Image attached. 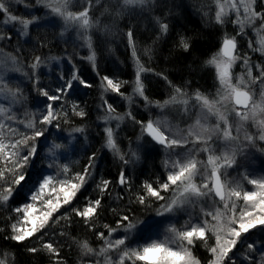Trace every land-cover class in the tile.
<instances>
[{"label":"snow or ice","instance_id":"1","mask_svg":"<svg viewBox=\"0 0 264 264\" xmlns=\"http://www.w3.org/2000/svg\"><path fill=\"white\" fill-rule=\"evenodd\" d=\"M87 3L88 6L82 11H72L74 0H35V4L44 8L53 21L58 20L59 26L65 31L70 28L76 31L77 37L90 50L87 59L95 69L96 53L92 33L93 30L106 32L108 27L105 25L101 29L100 18H93L90 15L93 5H99L101 0H87ZM212 3L215 5L216 24L223 25L229 22V17L235 12L237 19L231 22L240 26V32L232 37L225 35L218 52L205 61L206 65L215 69L219 83L214 96L199 90L189 95L181 87L172 85L171 81H168L174 89L173 94L162 103L151 101L145 95L142 73L153 70L141 63L133 40V30L129 29L127 32L137 70L133 95L124 98L132 104L133 97L138 96L144 100L146 107L155 106L161 111L177 105L182 106L185 114H190V109H198L197 119L193 125H189L186 134L181 136L170 134L171 127L166 118L149 119L145 122L137 119L131 111L115 114V108L107 101H104L106 114L99 117L106 125L103 130L105 136L103 147L113 152L125 166L134 164L140 159L138 151L130 150L129 153H124L118 145L116 129L120 127L119 122L126 119L140 125L141 136L137 137L138 141L147 137L148 142L161 146L167 154L168 158L163 162L167 173L166 179L157 178L158 186L144 181L141 185L142 192H137L135 199L130 200L129 203H138L149 209L153 207L150 200L163 201L155 208L156 217L169 218L178 211L188 212L189 208L193 211L188 212L189 218L182 226L177 227L175 223H169L163 240L151 238V234L157 232L162 221L133 219L128 214L121 215L117 221V228L104 226L108 230L107 235L104 232H96L97 238L103 241L98 249L91 247L87 240L77 242L82 258H96L89 264H129V262L130 264H201L193 252L197 241L202 242L210 253L208 264H236V254L245 244L246 259L249 258L248 254L259 251L257 240L249 242L256 232L260 233L258 237L260 246L264 247V175L257 177L253 172L245 171L241 174V179H227L230 176L228 170L238 165V155H244L246 149L256 147L258 142L264 143V65L246 67V75L235 76L232 71L238 60H242L246 66L249 65L247 54L238 52L237 37L243 32L245 24L255 27L257 18L264 21V13L255 10V0H212ZM155 4L156 0H110L101 15L107 13L123 17L133 15L137 11L151 12ZM211 11L212 9L209 8L205 13L209 22L213 20ZM0 13L5 17L4 24L12 23L19 26L20 36H28L30 26L38 25L41 19L39 15L25 18L13 14L6 0H0ZM154 19L161 36H166L169 25L160 17ZM52 26L58 25L53 23ZM260 32H264V23L259 26L258 34ZM7 38L11 39V36ZM177 47L188 52L191 44L186 37L181 36ZM249 47H252L251 43ZM255 50L264 52V38L260 40L259 47ZM152 54L151 48L145 49V55L149 58ZM9 62L11 67L7 66ZM43 63L41 56H35L28 65L32 69L31 74H23L36 77V70L41 68ZM254 69L259 71V75L253 74ZM11 72H23V69L18 58L9 54L7 61L0 63V98L8 101L7 105L0 104V207L14 201V198L20 195H23L27 201L13 209L17 214V220L11 225L12 235L6 237L20 243L41 233L49 226L50 221L55 223L59 219L67 218L54 219V214L62 206L70 204L92 177L91 169L96 166L97 155L93 152L88 157L89 162L83 172L69 176L70 165L57 163V150L65 146L53 141L44 159L49 161V168H56L59 171L56 175L39 171L35 179H32L29 170L34 166L35 161L40 159L37 141L40 138L47 141L53 128L57 132L62 131L60 121L63 119L67 122L68 119L64 106L57 108L56 103L64 99L65 94L73 88L75 81H79L80 85L86 88L91 85L79 77L75 65L71 77L65 79L61 76L60 79L64 84L56 87L54 91L39 87L37 77L33 80V85L37 89L38 96L45 97L47 102L44 103V110L38 115L26 114V118L21 120L15 114L14 106L22 104L26 97L18 85L15 87L11 85L7 78ZM157 75L167 80L162 73ZM101 81L104 91L110 90L123 95L122 82L108 76L102 77ZM72 108L76 116L83 118L87 115L83 109L77 110L78 106L75 104ZM213 117L214 122L211 120ZM112 121H117L115 129L111 126ZM13 124L17 126L14 127ZM250 128H254L255 131H250ZM84 132L85 128L75 127L69 135ZM241 133H243V141H241ZM143 146L138 145V147ZM257 150L264 152V148ZM201 153L206 154V160L198 158ZM242 181L252 185L254 190H245ZM110 183L111 181L107 179L100 180L97 188L101 194L109 190ZM117 183L121 187H126L128 191L132 190L126 169L120 170ZM162 192H168L170 196L165 197ZM60 194H63L62 197ZM120 199L123 197L121 196ZM241 200L242 205L238 203ZM209 201L211 206L208 205ZM100 207L101 199L97 198L89 200L83 210L74 208L73 211L85 221L86 225H90L93 218L98 215ZM197 207H199V215L196 222H193ZM208 217H211V220ZM120 228L123 229V235L113 238V234ZM46 234L45 232L44 235ZM134 234L137 235V239L147 236L148 242L132 247L131 244L135 243L132 239ZM212 238L215 240L214 244L210 243ZM38 239L42 242L41 249L54 257L53 264H65L60 256V250L52 242H44L42 235ZM41 249L32 247L28 251L36 253ZM10 255L4 253L3 258H0V264H8ZM261 264H264V260Z\"/></svg>","mask_w":264,"mask_h":264},{"label":"trees","instance_id":"2","mask_svg":"<svg viewBox=\"0 0 264 264\" xmlns=\"http://www.w3.org/2000/svg\"><path fill=\"white\" fill-rule=\"evenodd\" d=\"M171 1L172 4L169 3ZM6 2L10 4L12 13L17 16L30 18L31 15H39L41 18L38 25L30 26L28 36L18 35L19 26L7 27L6 31L1 29L0 33L3 38H5L4 33L6 36H11V39H3L5 43L2 41L4 45L0 46L18 58L25 73L31 74L32 69L28 65L35 56L39 55L43 58L44 63L37 71L39 87L54 91L56 87L64 84L60 79L61 76L65 79L71 77L73 65L79 77L91 85L86 88L80 85L79 81H75L73 88L60 101L61 104L58 106L59 102L56 103L57 108L64 106V111L68 113L67 122L61 119L62 131L57 132L56 129H51V135L48 136L47 141L40 138L37 141L38 151L47 154L53 141L64 145L65 147L59 150L57 163L70 165L69 176L83 172L84 167L88 165V157L93 152L96 153L97 159L96 166L91 169L92 177L88 179L70 204L62 206L54 214V219L55 217L67 218L59 219L55 223L50 221L46 229L32 238L20 243L6 238L12 235L11 225L17 220V214L13 209L27 202L23 195L16 196L14 201L0 207V258H3L4 253H9L11 255L8 257V264H53L54 257L41 249L42 242L38 237L42 235L44 242H52L60 250V256L65 264H89L96 258H82L77 242L87 240L91 247L98 249L103 241L97 238L96 232H104L107 235L108 230L104 227L105 225L117 228V221L124 214H128L133 219L146 217L148 214L144 206L129 203V201L135 199L137 192H142L141 185L144 181L158 186L156 185L157 178L165 179V171L161 165L162 154L157 146L151 145L149 148L144 146L143 148L146 149L141 152L139 163L127 166L113 152L103 147L105 124L99 117L106 114L104 101L115 108V114L131 111L137 119L144 121L148 119V111L142 107L145 104L142 98L133 97L132 104L124 98L133 95V83H135L137 70L134 66L132 48L128 42V30H133V40L141 63L153 70L142 73V81L145 95L155 102L166 99L174 92L168 81L189 94L196 90L205 94L216 91L217 79L214 69L206 65L205 61L218 51L222 38L234 33L236 29L232 30L230 22L223 25L216 24L215 21L209 22L203 13L196 9L195 3L191 0H156L151 12L137 11L133 15L113 18L111 22L113 21L115 26L111 31L93 30V46L96 53V68L93 69L87 59L90 50L89 52L87 50V53L82 47V41L71 34L61 35L62 30L59 23L47 18L45 9L36 5L35 0H6ZM79 2V0H74V4ZM155 17H160L169 25L166 36H161ZM3 18L4 15L0 13V19ZM53 23L58 26L53 27ZM102 25L103 23H101V29ZM181 36L186 37L191 44L188 52L177 47ZM147 48L153 50L151 58L145 55ZM60 57L64 62H58ZM157 73H162L167 80ZM104 76L122 82L123 95L110 90L104 91L101 86V78ZM27 77V81L22 82L20 79L19 83L14 85V87L18 85L26 97L21 105L23 108L25 103L30 104L27 100H30L33 94H38L36 87L32 84L34 77L30 75ZM41 98L44 105L47 102L46 98ZM73 104L78 106L77 110L83 109L87 115L83 118L74 115ZM75 127H83L85 132L69 135ZM116 131L118 132V145L124 153L128 152L130 146L141 134L140 125L130 119L122 121ZM121 169H126V174L132 184L131 191L117 183ZM36 171L30 169L29 175L32 179H35ZM58 171L59 169L55 168L54 171L45 169L43 172L56 175ZM101 179L111 181L109 190L103 194L97 188ZM121 196L123 199H120ZM97 198L101 199L98 215L90 222L91 226L86 225L73 209L83 210L89 200ZM149 202L154 204L152 200ZM45 232L46 235H44ZM117 235L114 233L113 238ZM257 235L260 237V233L254 234V236ZM32 247L41 250L31 253L28 249ZM257 247L259 251L248 254L247 259L245 258L246 244L241 247L236 254V264H261L264 260L262 256L264 247L260 246L258 239ZM193 252L203 262L209 258L208 251L200 241H197Z\"/></svg>","mask_w":264,"mask_h":264},{"label":"rangeland","instance_id":"3","mask_svg":"<svg viewBox=\"0 0 264 264\" xmlns=\"http://www.w3.org/2000/svg\"><path fill=\"white\" fill-rule=\"evenodd\" d=\"M79 1L80 2L78 4H74L73 5V7L71 9L72 11H78L77 9H80L79 11H82L84 7L88 6L87 0H79ZM191 1L195 3L196 9L201 11V13H203V16L207 20H208V18H207V16H205V13L209 11V8H211L212 11H211L210 14L213 16V20L212 21H214L215 5L212 3V0H191ZM109 3H110V0H101V3L99 5H95L94 4L92 9L90 10V15H92L93 18H96V17L100 18L101 23H103L102 29H103V27L105 25H107V27H108L107 31H111V29L115 26V24L113 23V21L111 22V20L113 18H115V19L118 18V17H115L114 14H107L106 13L104 15H101V13L104 11L105 5H107ZM169 3L172 4V1L169 2ZM255 10L257 12H259V13H264V0H255ZM240 16H241V19H242L243 18V9L242 8L240 9ZM47 18L52 19L49 15L47 16ZM4 19H5V17L3 19H0V33H1V29L6 31V29H8L7 27L10 28V27H13V26H18V25H14L12 23H9V24L6 25V24L3 23ZM235 19H237V15H236L235 12H233L232 15L229 17V22H230V26H231L232 30L236 29V31L234 33H232V34H227V36H229V37H232V35L236 36L237 32H240V26L238 24H234V23L231 22V20H235ZM56 22H58L59 25H60V22L58 20ZM226 23H228V22H226ZM261 23H264V21H262L259 18H257L255 20V27H253L252 25L245 24L243 32L241 33V35H239L237 37L238 52L240 54H247V58L249 60V65L246 66V65H244L242 60H238L236 62V64H234L233 69H232L233 74L235 76L246 75V67L255 66V65H258V64L259 65H264V52L255 50L256 48L259 47L260 40L262 38H264V32H260L258 34V29H259V26H260ZM60 28L63 31V33L71 34L75 38L79 39L77 37V33H76V31L74 29L70 28V29L65 31L62 28V26H60ZM4 37L5 38H3L1 36V34H0V45H2V44L4 45L5 41H3V39L7 40V37H9V36H6L5 33H4ZM2 41L4 43H2ZM250 43L252 44V47H249ZM220 46H221V44H220ZM82 47L85 49L86 52H87V50L89 52L88 47L83 45V41H82ZM216 53H214L213 55H215ZM9 54L14 55L13 53L9 52L7 49L5 50V48H2L0 46V63H4L5 61H7V58L9 56ZM55 60H57V59L55 58ZM58 60H59L58 62H64L63 58H61V57L58 58ZM7 66L11 67L10 62L8 63ZM20 66L22 67L23 72H11V73L8 74V77H7L10 80V83H11V85L13 87H14V85L16 83L17 84L19 83L20 79H21L22 82L28 80L27 79L28 78L27 75L23 74V73H25V71H24V68L22 66V63H20ZM134 66L137 68V65H136L135 61H134ZM210 67H212V66H210ZM39 69L36 70V73H37V71ZM214 73H215V69H214ZM253 74L254 75H259V71L254 69V73ZM215 75H216V73H215ZM37 77H38V73H37V76L33 78V80L37 79ZM63 82L64 81L62 80V83ZM134 82H135V79H134ZM216 82H217V88H218L219 87V83H218V81H216ZM172 94H170L166 99H164V100H162L160 102L162 103L163 101L167 100ZM191 94L192 93H190L189 95H191ZM206 94H208V93H206ZM215 94H216V91H213V93H210V95H212V96H214ZM42 100L43 99L40 96H38V94H33L32 97H30V100H27V102H29L30 104L25 103L24 104L25 105L24 108L21 106L22 104L15 105L14 106V112L21 120L26 118V114L27 115L37 114L38 115L39 112L44 110V105H43V101ZM0 104L7 105L8 101L3 99V98H0ZM60 104L61 103L59 102L58 106ZM142 107H143V109L145 111H148L147 112L148 113L147 114V117H148L147 120H149V119L156 120V119H165L166 118L168 123H169V125H170V127H171L170 134L177 135V136H181V135L186 134L189 125H193L195 123V120L197 119V112L199 111L198 109H196V110H191L190 109V114H185L182 111V106L181 105H177L175 107H169V108L165 109L164 111H161L160 109L156 108L155 106L146 107L145 104L142 105ZM211 120H212V122H214L215 118L213 117V118H211ZM116 123H117V121H112L111 122V126L112 125L116 126ZM119 123H121V122H119ZM13 126L16 127L17 125L13 124ZM105 127H106V125H105ZM112 127L116 128L114 126H112ZM250 131L254 132L255 129L254 128H250ZM140 136H141V134H140ZM148 141H149V138H145V137L142 140H140V141L137 140L136 142H134L130 146V148L128 149L127 153H129L130 150L138 151L139 156L141 157V152L146 149V148H143L144 146L148 147V148L151 145L157 146L159 148L161 154H162V160H161L162 164L161 165L164 168L163 162H164L165 159L168 158L166 152L161 148V146L155 145L154 143H151V142H148ZM241 141H243V133H241ZM138 145H144V146L143 147H138ZM189 147H191V145H189ZM258 148H264V143H259L258 142L256 147H251V148L246 149V153L244 155H238L237 156L238 165H237L236 168L228 170L229 173H230V176L227 177V179H234V178L235 179H241V174L244 173L245 171L253 172L254 175L257 176V177L264 175V163H262V162H264V152L258 151L257 150ZM180 151H183V150H180ZM38 153H39L40 159H37L35 161L34 166L31 167L30 169L37 170L36 173H38L39 171H42V170L44 171L45 169H51V170L54 171L55 168H49L48 167V160L46 161V159H44L46 154L41 153L39 151H38ZM58 153H59V150H57V158H58ZM198 158L206 160L207 157H206V154L201 153ZM173 159H175V157H173ZM138 161L135 162L134 164H138L139 163ZM164 171H165L164 175H165V179H166V174L167 173H166V169L165 168H164ZM197 179L199 180V178H197ZM242 183H243V187H244L245 190H254L253 186L248 184L246 181H242ZM61 195H63V194H61ZM162 195H164L165 197H169L170 193L162 192ZM153 203H154L153 207L146 210V213L148 215L146 217L139 218L141 220L152 219V220H155V221H162L159 224L157 232L154 233V234H151V238L152 239H157L158 238V239L163 240L165 235H166L165 229H166V227L168 226L169 223H175L177 227H180V226H182L184 224L185 220H187L189 218L188 217V212H192L193 211L191 208H189L188 212L178 211L174 216H171L169 218L156 217L155 216V208L159 207V204L163 203V201H159V202L153 201ZM238 203L242 205L243 201L241 200ZM208 205L211 206V201L208 202ZM219 206L223 207L222 205H219ZM195 213H196V215L193 217V222H196L197 216L199 215V207H197L195 209ZM208 219L211 220V217H208ZM122 233H123V229L122 228L118 229L117 232H116V234H118L116 236V238L121 236ZM140 235L144 236V234H140ZM168 235H170V234H168ZM258 236L259 235H257V236L252 235L253 238L251 237V239L257 240ZM132 239L135 241V243L131 244L132 247H135L136 244H144V243L148 242L147 236H144V238L137 239V235L134 234ZM210 243L211 244L215 243L214 238H212L210 240ZM174 247H175V245H174ZM208 254H209V258L206 259L204 262L201 261L195 254L194 255L201 261V264H208V260L211 258L209 252H208ZM208 254H206V255H208Z\"/></svg>","mask_w":264,"mask_h":264}]
</instances>
